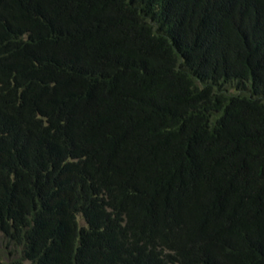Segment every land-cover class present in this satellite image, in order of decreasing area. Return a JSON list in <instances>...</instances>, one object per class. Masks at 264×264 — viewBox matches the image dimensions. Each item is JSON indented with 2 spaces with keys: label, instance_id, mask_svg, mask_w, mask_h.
<instances>
[{
  "label": "trees",
  "instance_id": "1",
  "mask_svg": "<svg viewBox=\"0 0 264 264\" xmlns=\"http://www.w3.org/2000/svg\"><path fill=\"white\" fill-rule=\"evenodd\" d=\"M264 264V0H0V264Z\"/></svg>",
  "mask_w": 264,
  "mask_h": 264
},
{
  "label": "rangeland",
  "instance_id": "2",
  "mask_svg": "<svg viewBox=\"0 0 264 264\" xmlns=\"http://www.w3.org/2000/svg\"><path fill=\"white\" fill-rule=\"evenodd\" d=\"M12 258L13 256H9L8 258H4V261L6 262V264H10V262H12Z\"/></svg>",
  "mask_w": 264,
  "mask_h": 264
}]
</instances>
